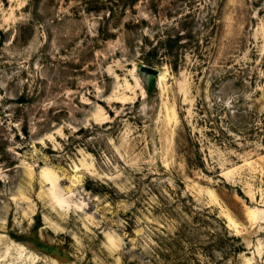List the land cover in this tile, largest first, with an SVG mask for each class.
<instances>
[{
    "label": "rangeland",
    "instance_id": "374dc122",
    "mask_svg": "<svg viewBox=\"0 0 264 264\" xmlns=\"http://www.w3.org/2000/svg\"><path fill=\"white\" fill-rule=\"evenodd\" d=\"M0 264H264V0H0Z\"/></svg>",
    "mask_w": 264,
    "mask_h": 264
},
{
    "label": "trees",
    "instance_id": "16d2710c",
    "mask_svg": "<svg viewBox=\"0 0 264 264\" xmlns=\"http://www.w3.org/2000/svg\"><path fill=\"white\" fill-rule=\"evenodd\" d=\"M225 247V242L223 241V240H221V248H224ZM234 252L235 253H240L241 252V248H236L235 246H234Z\"/></svg>",
    "mask_w": 264,
    "mask_h": 264
}]
</instances>
